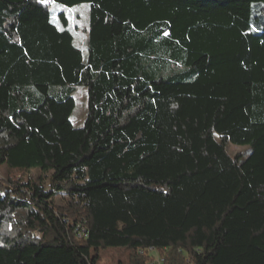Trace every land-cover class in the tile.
<instances>
[{
    "label": "trees",
    "instance_id": "16d2710c",
    "mask_svg": "<svg viewBox=\"0 0 264 264\" xmlns=\"http://www.w3.org/2000/svg\"><path fill=\"white\" fill-rule=\"evenodd\" d=\"M82 87L75 154L11 137ZM0 167V264H264V0H0Z\"/></svg>",
    "mask_w": 264,
    "mask_h": 264
},
{
    "label": "rangeland",
    "instance_id": "374dc122",
    "mask_svg": "<svg viewBox=\"0 0 264 264\" xmlns=\"http://www.w3.org/2000/svg\"><path fill=\"white\" fill-rule=\"evenodd\" d=\"M52 5V9L55 8ZM58 10H64L70 14L72 25L77 32V43L84 45L86 39L85 27L88 25L89 15L87 7L81 6L77 8L59 7ZM79 14V18L77 17ZM87 89L82 87L76 91L72 98L70 110L63 116L58 118L53 108L56 105L53 101H48L47 108H41L39 111L31 114L20 113L11 120V137L16 138L20 134H30L33 130L40 132L45 147L52 159L62 161L75 154L78 142L82 136L83 122L85 119L88 101L86 98ZM62 119L63 121H60ZM58 127H61L60 130ZM228 151L232 155L247 151V147L234 146L229 144ZM7 171L5 167H0V176L5 177ZM93 254H96L95 252ZM97 264H119L128 262V250L124 248H104L99 251ZM153 263L158 264L156 259H161L159 254L154 253Z\"/></svg>",
    "mask_w": 264,
    "mask_h": 264
},
{
    "label": "built area",
    "instance_id": "2783aa9c",
    "mask_svg": "<svg viewBox=\"0 0 264 264\" xmlns=\"http://www.w3.org/2000/svg\"><path fill=\"white\" fill-rule=\"evenodd\" d=\"M77 231H78V229H76V232H77ZM83 234H84V230H83V232H81V233H79V234L77 235V238H78V239H81V237H82ZM151 251L154 252V253L156 252L155 250H151ZM156 260L158 261V264H164L162 258H161V259L158 258V259H156Z\"/></svg>",
    "mask_w": 264,
    "mask_h": 264
},
{
    "label": "snow or ice",
    "instance_id": "6c2138e0",
    "mask_svg": "<svg viewBox=\"0 0 264 264\" xmlns=\"http://www.w3.org/2000/svg\"><path fill=\"white\" fill-rule=\"evenodd\" d=\"M41 2H44V0H41Z\"/></svg>",
    "mask_w": 264,
    "mask_h": 264
}]
</instances>
